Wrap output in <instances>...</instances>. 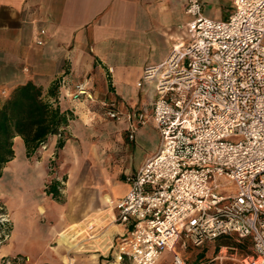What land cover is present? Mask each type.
Here are the masks:
<instances>
[{
  "label": "built area",
  "instance_id": "obj_1",
  "mask_svg": "<svg viewBox=\"0 0 264 264\" xmlns=\"http://www.w3.org/2000/svg\"><path fill=\"white\" fill-rule=\"evenodd\" d=\"M185 12L189 41L173 44L138 83L154 85L150 115L124 114L83 82L67 92L95 101L112 120L125 117L131 141L149 123L160 135L157 151L126 176L127 192L111 201L124 231L113 237L106 264H159L166 252V264H186L179 248L224 236L248 242L243 264H264V0H234L226 20L205 16L201 0H186ZM57 83L69 89L65 79ZM55 179L61 197L65 182ZM0 222L9 219L0 213ZM80 231L88 240L101 233L94 221Z\"/></svg>",
  "mask_w": 264,
  "mask_h": 264
},
{
  "label": "crops",
  "instance_id": "obj_2",
  "mask_svg": "<svg viewBox=\"0 0 264 264\" xmlns=\"http://www.w3.org/2000/svg\"><path fill=\"white\" fill-rule=\"evenodd\" d=\"M201 2L203 14L214 19L226 20L234 9V0ZM185 9L186 0H0V97L32 81L62 111L74 115L64 129L62 148L58 147L61 137L51 135L46 150L33 163L26 161V155L24 164L11 166L14 157L5 166L0 182L8 177V167L16 195L9 200L2 192L0 199L16 209L23 227L15 230L14 220L11 238L0 248V260L18 257L22 263L14 264H106L100 247L84 244L85 249L75 255L69 249L64 252L62 244L75 246L77 235L61 229L74 223L69 229L75 230L80 223L94 221L101 233L93 241L102 239L109 251L113 237L124 231L113 221L110 200L127 192L126 176L157 151L160 140L132 163L130 144L136 143V136L128 139L129 123L123 117L117 123H105L108 132H97L99 143L105 141L99 148L92 134L103 109L95 101L84 96L75 99L67 92L75 93V84L83 82L98 101L113 102L124 114L152 112L154 85L138 83L147 66L169 56L173 44L189 41L190 18ZM60 79L68 81L69 89L59 88L56 100L49 91ZM149 124L150 131L158 132ZM149 130L141 128L137 137L146 139ZM15 142L24 140L16 136ZM50 158H56L57 164L53 178L68 174L65 201L43 191ZM100 161L102 167L94 173L93 165ZM69 208L81 210L79 222H73Z\"/></svg>",
  "mask_w": 264,
  "mask_h": 264
},
{
  "label": "rangeland",
  "instance_id": "obj_3",
  "mask_svg": "<svg viewBox=\"0 0 264 264\" xmlns=\"http://www.w3.org/2000/svg\"><path fill=\"white\" fill-rule=\"evenodd\" d=\"M57 95L59 94V88L57 87ZM10 95L8 94L7 96L2 95L0 97V105H2L4 103V101L9 97ZM148 115L151 114V111L148 113ZM112 119H110L104 110H102V113L100 115V118H98V120L96 119V124H94L95 129L93 130V134H92V140L96 143H98V147L100 148L105 141H101L100 139V143H99V135H98V131H102V132H108L110 129L106 128V124L107 122H110ZM115 123H117V121H115ZM151 126V124H147L145 126L140 127L135 136H136V143H132L130 144V147H132L131 150V154H132V163L134 162H138L139 158L149 150L150 146H152L156 141L160 140V135L158 134V132L156 130H149V127ZM108 127V126H107ZM146 128L148 129L149 135L146 139H140L138 138L137 134L138 131L141 128ZM158 136H157V134ZM135 146V148H134ZM80 148L82 150L83 155H87L86 154V150L84 149L85 146L83 144L80 145ZM46 149L42 147V145L40 146V148L38 149V151L31 157V158H27L26 159V148L24 143H20V142H15L14 145V151H15V162L10 164L11 166H19L25 163V159L28 162L33 163V161L37 158H40L41 156V152L45 151ZM51 159V158H50ZM84 164L86 165V162L82 163V166L84 167ZM98 164V165H97ZM93 165V164H92ZM94 173H97L99 171V169L102 167V162L100 161V163H96L94 164ZM83 167L81 169H83ZM8 167H6L5 171L7 172L8 176L7 178L1 180L0 182V193H4V195L7 197V199L9 198L12 199L13 196L16 195V191H14V184L13 181L10 179L12 174L11 171L7 170ZM56 169H57V164H56V158L55 159H51L48 162L47 165V171L49 173V177L46 178V181L44 183V187H43V191L46 192V190L48 189L49 185L53 182V181H57L55 180L54 175L56 174ZM61 179L64 180L65 184L63 185V189H64V193L62 194V196L60 197L62 201H65V199H67V182H68V174H62V176L60 177ZM54 179V180H53ZM51 181V182H50ZM58 182V181H57ZM59 183V182H58ZM91 185V184H90ZM47 193V192H46ZM78 198V197H77ZM76 198V202L77 201ZM80 200V199H78ZM11 202V201H9ZM17 205V204H16ZM12 210V212H11ZM14 210V211H13ZM0 213L5 214L6 218L9 219V223L11 225H14V220L17 221V212L15 208H11L8 204V202L4 199L1 198L0 199ZM69 216H72L75 218V220L73 222L77 223L79 222V220H81V210H78L77 208H69L67 211ZM43 221H46V218L43 216ZM16 226H15V230H22L23 224L20 223V221L15 222ZM71 225H74V223L66 225L65 227H63V229H61L62 231L66 230L67 232H69L70 234H76V240L75 246H70L67 244H62L63 247V251L66 252L67 249H69V253L71 255H75L77 253H79V251H82L83 245L85 244L87 247H100V251H105L104 253V259H107V255H109V251H106L105 246H103L105 243L102 242L103 240L100 239L98 241H93V240H86L85 238V234H80V228H83L84 223H80L77 225V227L75 228V230H71L69 229V227ZM75 226V225H74ZM73 226V227H74ZM78 230V231H77ZM12 235V232H11ZM8 238L7 241L3 242L0 245V248L7 244L11 238ZM249 244L247 241H239L235 236H224V237H220L214 241H211L207 244H205L203 247H194V248H190L188 250H182L179 248L182 257L186 260V264H243L244 263V259L251 253V250L249 248ZM172 255L168 252H166L163 256V258L161 259V261L159 262V264H166L168 261L170 262ZM7 261H10V264H14V263H18L23 261V259H19V260H14L13 258H9V257H4L0 260V264H7ZM22 263V262H21Z\"/></svg>",
  "mask_w": 264,
  "mask_h": 264
},
{
  "label": "trees",
  "instance_id": "obj_4",
  "mask_svg": "<svg viewBox=\"0 0 264 264\" xmlns=\"http://www.w3.org/2000/svg\"><path fill=\"white\" fill-rule=\"evenodd\" d=\"M58 83H54L49 94L57 100ZM74 118L71 111H62L57 102H51L43 88L32 81L17 86L0 105V178L8 162L15 157L14 138L21 136L26 155L31 158L51 135L61 137L58 147L65 144L64 129ZM59 184L53 181L46 192L55 199L60 198ZM13 225L0 222V241L11 235Z\"/></svg>",
  "mask_w": 264,
  "mask_h": 264
},
{
  "label": "bare ground",
  "instance_id": "obj_5",
  "mask_svg": "<svg viewBox=\"0 0 264 264\" xmlns=\"http://www.w3.org/2000/svg\"><path fill=\"white\" fill-rule=\"evenodd\" d=\"M112 200H110V203H111Z\"/></svg>",
  "mask_w": 264,
  "mask_h": 264
}]
</instances>
